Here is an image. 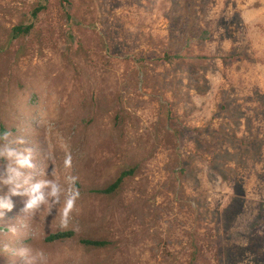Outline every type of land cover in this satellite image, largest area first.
Instances as JSON below:
<instances>
[{
	"label": "rangeland",
	"instance_id": "1",
	"mask_svg": "<svg viewBox=\"0 0 264 264\" xmlns=\"http://www.w3.org/2000/svg\"><path fill=\"white\" fill-rule=\"evenodd\" d=\"M39 2L0 0V131L65 195L27 215L14 196L0 245L48 264H264V0H50L14 39ZM60 230L75 236L46 241Z\"/></svg>",
	"mask_w": 264,
	"mask_h": 264
},
{
	"label": "clouds",
	"instance_id": "2",
	"mask_svg": "<svg viewBox=\"0 0 264 264\" xmlns=\"http://www.w3.org/2000/svg\"><path fill=\"white\" fill-rule=\"evenodd\" d=\"M26 141L22 137H14L11 130L0 131V161L6 162L0 172V188L7 191L0 194V218L14 208V196L25 197L23 213H36L45 207H57L65 189L58 179H37L33 169L35 162L33 149L24 147ZM74 204L71 193H67L64 201L65 211H70ZM12 235L17 234L14 224L8 226ZM0 254H6L22 260L24 264H48V257L43 250H34L28 245L13 248L9 244L0 245Z\"/></svg>",
	"mask_w": 264,
	"mask_h": 264
},
{
	"label": "trees",
	"instance_id": "3",
	"mask_svg": "<svg viewBox=\"0 0 264 264\" xmlns=\"http://www.w3.org/2000/svg\"><path fill=\"white\" fill-rule=\"evenodd\" d=\"M185 1V0H184ZM49 2L50 0H40L39 4L35 6V8L30 13V23L29 24H19L15 26L12 29V37L14 39L21 38L23 36L29 35L34 27L35 22L38 20L41 13L46 11L49 8ZM59 3L62 7V9L69 14L68 12V6L70 5V0H59ZM183 33H189L190 27L187 24V22H182V28L180 29ZM200 39L204 41H209L212 39L211 32L209 30H202L200 34ZM237 52L233 51L230 54H228L224 59L229 61H235L237 60ZM183 56L180 53L171 54L169 51L166 52L162 58L163 61L172 63L175 60L182 59ZM135 168H130L128 170L122 171L119 176L106 188L98 190L99 193L105 194V195H112L116 193L121 186L124 184L126 179L128 177L133 176L135 173ZM234 205V202H233ZM75 236V232L73 230H60L53 233H50L46 237L47 242H55V241H64L71 239ZM81 243L89 248H105L109 245L108 241L100 240V239H90V238H83L81 239Z\"/></svg>",
	"mask_w": 264,
	"mask_h": 264
}]
</instances>
